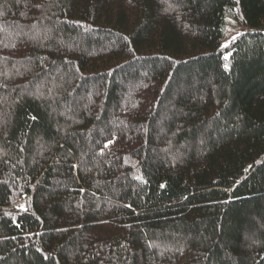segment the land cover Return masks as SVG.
I'll return each mask as SVG.
<instances>
[{
	"label": "trees",
	"instance_id": "16d2710c",
	"mask_svg": "<svg viewBox=\"0 0 264 264\" xmlns=\"http://www.w3.org/2000/svg\"><path fill=\"white\" fill-rule=\"evenodd\" d=\"M0 264H264V0H0Z\"/></svg>",
	"mask_w": 264,
	"mask_h": 264
},
{
	"label": "rangeland",
	"instance_id": "374dc122",
	"mask_svg": "<svg viewBox=\"0 0 264 264\" xmlns=\"http://www.w3.org/2000/svg\"><path fill=\"white\" fill-rule=\"evenodd\" d=\"M241 17V14H240ZM254 32L252 28L239 23L236 18L228 19V26L226 30V39L222 43V49L229 47L233 42L237 40L243 34ZM231 51L225 53V58L229 59ZM19 207L23 208V203L19 204Z\"/></svg>",
	"mask_w": 264,
	"mask_h": 264
},
{
	"label": "snow or ice",
	"instance_id": "6c2138e0",
	"mask_svg": "<svg viewBox=\"0 0 264 264\" xmlns=\"http://www.w3.org/2000/svg\"><path fill=\"white\" fill-rule=\"evenodd\" d=\"M37 7H39V6H37ZM33 119H35V117H33ZM109 143H111V141H109ZM105 147H107V144L105 145ZM162 187H163V185H162ZM129 207H130V205H129Z\"/></svg>",
	"mask_w": 264,
	"mask_h": 264
}]
</instances>
